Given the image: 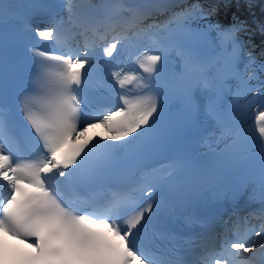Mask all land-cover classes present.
<instances>
[{
    "label": "snow or ice",
    "instance_id": "1",
    "mask_svg": "<svg viewBox=\"0 0 264 264\" xmlns=\"http://www.w3.org/2000/svg\"><path fill=\"white\" fill-rule=\"evenodd\" d=\"M231 6L102 0L98 15L81 23L77 5L65 0L67 18L48 26L17 17L23 37L44 42L29 49L34 87L17 90L20 53L9 51L3 34L13 5L0 0V264H255L257 256L264 264V80L257 75L264 62L246 51L245 22L213 20ZM156 13L167 15L161 21ZM97 48L106 64L126 54L135 66L110 71L105 86L115 104L94 103L87 91ZM171 102L189 122L203 117L218 132L201 142L231 166L230 197L249 189L260 197L258 211L234 213L222 233L198 237L194 258L153 223L173 211L168 187L182 161L142 169L102 202L85 191L118 150L144 155L175 132L161 123ZM250 114L258 136L245 127ZM98 127L102 135H88ZM244 154L258 155V167L245 166Z\"/></svg>",
    "mask_w": 264,
    "mask_h": 264
},
{
    "label": "bare ground",
    "instance_id": "2",
    "mask_svg": "<svg viewBox=\"0 0 264 264\" xmlns=\"http://www.w3.org/2000/svg\"><path fill=\"white\" fill-rule=\"evenodd\" d=\"M249 4H245V9L251 14H248V19H250V30L253 32L254 36L260 35L256 31L259 26H264V0H250ZM261 38L258 37V39ZM263 39V38H262ZM261 39V40H262ZM260 58H264V55L260 56Z\"/></svg>",
    "mask_w": 264,
    "mask_h": 264
}]
</instances>
